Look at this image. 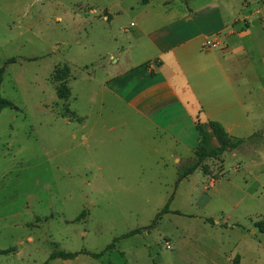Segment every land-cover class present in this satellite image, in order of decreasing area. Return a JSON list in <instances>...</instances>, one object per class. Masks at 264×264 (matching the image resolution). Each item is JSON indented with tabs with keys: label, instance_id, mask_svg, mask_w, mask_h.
<instances>
[{
	"label": "rangeland",
	"instance_id": "1",
	"mask_svg": "<svg viewBox=\"0 0 264 264\" xmlns=\"http://www.w3.org/2000/svg\"><path fill=\"white\" fill-rule=\"evenodd\" d=\"M184 5L0 0L1 93L15 104L0 112V264H42L54 249L99 253L113 242L100 257L51 264H264V252L243 259L242 248L246 230L264 221V129L177 184L195 148L175 164L185 150L153 139L138 110L102 84L113 57L123 71L155 53L148 35L169 31ZM258 38L245 39L250 57L232 60L237 94L250 103L242 133L259 129L264 114V33ZM62 82L68 98L58 95ZM171 195L172 211L157 218Z\"/></svg>",
	"mask_w": 264,
	"mask_h": 264
},
{
	"label": "crops",
	"instance_id": "2",
	"mask_svg": "<svg viewBox=\"0 0 264 264\" xmlns=\"http://www.w3.org/2000/svg\"><path fill=\"white\" fill-rule=\"evenodd\" d=\"M235 2L184 0L181 17L172 23L169 31L148 35L147 46L155 53L135 62L125 58L127 66L123 71L119 70L120 58L111 55L117 71L107 73L102 83L104 88L138 110L142 123L154 130L153 139L167 140L180 152L185 150L183 155L175 154V164L196 148L197 143H190L187 134L191 131L194 134L198 123L220 121L232 137L245 139L264 129L262 114L259 129L239 132L245 127V116L250 115V101L247 100V105L237 94L234 74L240 66L233 63L236 56L250 57L245 39L259 40L264 33V3ZM207 40L217 42V46L204 49ZM262 72L259 91L264 99ZM241 82L244 85L245 79ZM234 109L237 111L232 112ZM223 155L226 157V152ZM246 231L243 259L253 251L251 256L260 258L264 243L256 239L264 232L256 226Z\"/></svg>",
	"mask_w": 264,
	"mask_h": 264
},
{
	"label": "trees",
	"instance_id": "3",
	"mask_svg": "<svg viewBox=\"0 0 264 264\" xmlns=\"http://www.w3.org/2000/svg\"><path fill=\"white\" fill-rule=\"evenodd\" d=\"M15 58H11L7 61V63L11 61H15ZM69 72V68H65V73ZM5 73V66L0 67V112L7 108V107H14L15 104L12 100L5 97L1 93V85L3 82V77ZM58 95L60 98H68L71 94L70 88L62 82L58 86ZM198 131V141L195 148V159L192 161L187 162L186 164L182 165L178 170V178L177 184H179L182 180L188 178L192 173H194L198 168L203 169L204 171L207 170V165L205 161L209 158H218L221 157L225 152L232 151L240 147L243 143H245L248 139L245 138H238L232 137L228 131L225 129L224 125L217 120H209L208 122L198 123L197 126ZM216 140L217 143L215 144L213 140ZM174 195H171L169 200L167 201L164 208L160 211L157 218L162 213L171 212L170 204L173 200ZM176 213H180L176 211ZM208 221L212 224L215 223L213 218H208ZM154 225V224H152ZM151 225V226H152ZM147 226L144 228H138L132 230L125 234V236H129L131 234H135L141 232L143 229H147ZM256 226L259 227L260 231L264 232V221H259L256 223ZM115 245V242L109 244L105 250L102 252H90L88 250H81V251H65V250H58L54 249L47 260L42 264H51L54 259L62 258V259H74L78 257L81 253L90 254L94 257H100L103 255L108 249H112ZM1 252V250H0Z\"/></svg>",
	"mask_w": 264,
	"mask_h": 264
},
{
	"label": "built area",
	"instance_id": "4",
	"mask_svg": "<svg viewBox=\"0 0 264 264\" xmlns=\"http://www.w3.org/2000/svg\"><path fill=\"white\" fill-rule=\"evenodd\" d=\"M216 44H217V42L212 41V44L208 45V48L207 49L211 48L212 47L211 45H215L216 46ZM205 45H206V43L203 46L205 47Z\"/></svg>",
	"mask_w": 264,
	"mask_h": 264
}]
</instances>
